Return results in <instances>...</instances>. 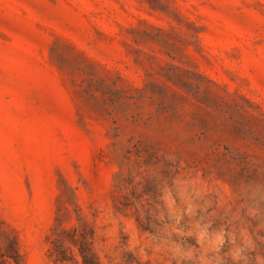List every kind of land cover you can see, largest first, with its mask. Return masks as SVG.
<instances>
[{
	"label": "rangeland",
	"instance_id": "1",
	"mask_svg": "<svg viewBox=\"0 0 264 264\" xmlns=\"http://www.w3.org/2000/svg\"><path fill=\"white\" fill-rule=\"evenodd\" d=\"M55 226L100 264H264V0H0V244L80 264Z\"/></svg>",
	"mask_w": 264,
	"mask_h": 264
},
{
	"label": "trees",
	"instance_id": "2",
	"mask_svg": "<svg viewBox=\"0 0 264 264\" xmlns=\"http://www.w3.org/2000/svg\"><path fill=\"white\" fill-rule=\"evenodd\" d=\"M58 228L55 226L51 234V236L53 235L51 254L55 255V260L72 261L77 255L80 260L76 261L80 264H100L92 243L85 234L79 232L78 228L69 231L65 227H60L59 233ZM68 234L71 243L77 247V253L74 252L72 246L66 244L65 237ZM21 259V252L15 239H9L4 247L0 244V264H20Z\"/></svg>",
	"mask_w": 264,
	"mask_h": 264
}]
</instances>
